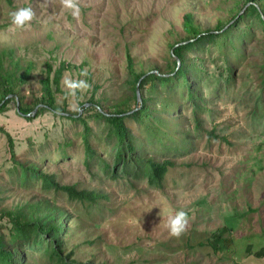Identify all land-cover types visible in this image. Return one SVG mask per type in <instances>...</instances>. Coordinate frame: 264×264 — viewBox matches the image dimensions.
<instances>
[{
	"label": "rangeland",
	"instance_id": "obj_1",
	"mask_svg": "<svg viewBox=\"0 0 264 264\" xmlns=\"http://www.w3.org/2000/svg\"><path fill=\"white\" fill-rule=\"evenodd\" d=\"M245 3L77 0L74 16L61 0H0V57L12 51L4 67L23 72L33 62L28 81L0 111V236L18 247L23 264H264V25ZM21 8L34 15L17 27L11 13ZM239 10L226 35L188 50L191 85L183 78L152 80L135 101L128 54L139 69L169 73L171 44L191 36L186 14L214 30ZM63 63L70 68L52 90L67 113L38 105L32 115L20 114L18 104L34 106L41 97L48 65L54 79ZM65 79L85 80L89 88L72 96ZM92 96L109 111L149 99V116H125V143L135 152L134 158L127 152L124 167L115 126L97 104L86 103ZM14 158L49 181L22 185ZM148 159L166 161L157 180ZM42 199L65 213L69 230L60 232V256L30 248L33 234L12 238L6 212ZM180 211L187 225L173 236L169 221Z\"/></svg>",
	"mask_w": 264,
	"mask_h": 264
},
{
	"label": "trees",
	"instance_id": "obj_2",
	"mask_svg": "<svg viewBox=\"0 0 264 264\" xmlns=\"http://www.w3.org/2000/svg\"><path fill=\"white\" fill-rule=\"evenodd\" d=\"M245 4H250L252 9L251 12H257L260 15V18L264 25V0H244ZM242 10V9H241ZM232 16V18L224 25H218L214 30H203L193 19L192 14H186L184 16V27L191 33L190 37L184 38L180 41H176L171 44L172 56L174 67L169 73H164L160 69L152 68L149 70L139 69L135 66V62L130 54L127 55V68L130 76L134 79L135 88H134V97L137 102V86L140 83V93L142 92L141 88L149 82L158 80L160 83H167L171 79H180L183 78V81L187 86L191 85L190 80L188 79V56L187 52L192 47L202 44L209 37H222L226 35L233 27L238 23L236 21L234 24H231L232 20H235L240 11ZM230 24V25H229ZM224 31L222 34L219 32ZM10 55L12 57V51H4L2 57H0V111H2L8 100L11 96L17 94L18 87L24 85L30 78L31 71L33 69V62H29L27 67L23 72H17L16 70L6 69L4 67V56ZM7 55V56H8ZM180 64L178 65V59ZM13 66L17 69L21 68V64L18 60L12 59ZM70 68V65H65L64 63L60 65L55 70L54 79L50 76L52 67L48 65V74L47 77L42 79V95L36 101L34 106L26 105L23 102L19 105V113L24 116L32 115L35 111V107L42 105L49 110H52L56 113H67V109L61 107L56 103L54 93L52 90L53 80L57 84L62 76L64 70ZM264 81V78L262 79ZM189 96L193 99H197L196 91L194 89H189ZM143 95V94H142ZM21 100V98H20ZM94 96L86 103L97 104L101 109L98 111V114L110 123H113L115 126L116 136L119 138L120 143H118L119 150L117 151V162L118 164L122 163L123 167L126 166L125 156L127 152H131L129 157L134 158V146L133 144L125 143L129 136V130L125 124V116L127 113L132 112L131 116H136L143 119L151 114L149 107V99L143 98V101L140 103V107H133L127 101H123L115 105L111 111L107 110L103 106V102H96ZM76 115H79L77 112ZM73 118V117H72ZM8 142L13 157L14 153V141L13 138L8 134ZM127 145L128 150L124 149ZM17 167L19 169V181L22 185L30 184L35 178H44L46 182L49 181V177L39 173V169L36 167H30L23 164L21 161L14 158ZM148 164L150 166L149 174L152 176L153 180H157L158 177H161L165 171L166 161L159 162L153 161V159H148ZM10 221L15 225L16 233L14 232L12 238L18 240L19 238H29V235L33 234L32 243L27 245L30 248H37L43 250L51 249L53 253L61 255V238L60 232H67L69 227H67V221L65 213L63 210L59 209L55 205L51 204V201L48 199H42L39 201L27 202V205L24 208H19L17 211L10 210L7 211ZM51 251V253H52ZM17 253V254H16ZM23 256L19 252L18 247L12 249L9 246H6L3 238L0 236V264H23Z\"/></svg>",
	"mask_w": 264,
	"mask_h": 264
},
{
	"label": "clouds",
	"instance_id": "obj_3",
	"mask_svg": "<svg viewBox=\"0 0 264 264\" xmlns=\"http://www.w3.org/2000/svg\"><path fill=\"white\" fill-rule=\"evenodd\" d=\"M63 6L68 9H72L74 16L79 14V8L77 7V0H61ZM33 11L31 8H21L11 13V23L17 27H23L26 23L33 19ZM86 70L81 75H86ZM64 86L69 90V94L75 96L77 90L86 91L89 88L88 83L85 80L78 79H65L63 81ZM187 225V213L184 211L178 212L175 217L169 221L170 234L173 236H179L185 230Z\"/></svg>",
	"mask_w": 264,
	"mask_h": 264
},
{
	"label": "water",
	"instance_id": "obj_4",
	"mask_svg": "<svg viewBox=\"0 0 264 264\" xmlns=\"http://www.w3.org/2000/svg\"><path fill=\"white\" fill-rule=\"evenodd\" d=\"M178 59V58H177ZM180 64V60L178 59V65ZM137 96H138V99L141 100V94H140V89H139V84L137 86ZM19 105L18 104V111H19ZM35 112V111H34Z\"/></svg>",
	"mask_w": 264,
	"mask_h": 264
}]
</instances>
